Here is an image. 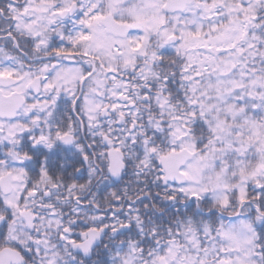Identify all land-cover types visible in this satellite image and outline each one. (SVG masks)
<instances>
[{
	"label": "snow or ice",
	"instance_id": "snow-or-ice-1",
	"mask_svg": "<svg viewBox=\"0 0 264 264\" xmlns=\"http://www.w3.org/2000/svg\"><path fill=\"white\" fill-rule=\"evenodd\" d=\"M0 264H264V0H0Z\"/></svg>",
	"mask_w": 264,
	"mask_h": 264
}]
</instances>
